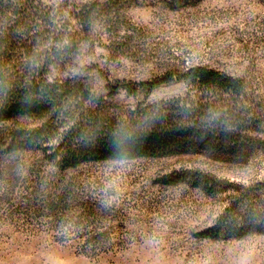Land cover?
I'll use <instances>...</instances> for the list:
<instances>
[{
  "label": "rangeland",
  "instance_id": "374dc122",
  "mask_svg": "<svg viewBox=\"0 0 264 264\" xmlns=\"http://www.w3.org/2000/svg\"><path fill=\"white\" fill-rule=\"evenodd\" d=\"M96 7L94 28L74 43L65 73L129 107L145 93L111 97L109 82L206 65L246 78L256 117L229 155L97 161L68 170L77 189L63 214L42 207L25 154L7 155L0 146V264H264V217L257 229L200 234L239 186L250 188L264 214V0H114ZM109 9L106 19L100 12ZM188 90L183 81L165 84L150 100ZM213 166L228 180L222 193H206L192 180L171 182L176 172Z\"/></svg>",
  "mask_w": 264,
  "mask_h": 264
},
{
  "label": "trees",
  "instance_id": "16d2710c",
  "mask_svg": "<svg viewBox=\"0 0 264 264\" xmlns=\"http://www.w3.org/2000/svg\"><path fill=\"white\" fill-rule=\"evenodd\" d=\"M103 1L114 0H0V131L6 129L0 146L7 155L25 154L23 165L36 177L42 207L61 214L76 197L68 170L97 161L229 155L256 117L246 78L206 65L109 82L111 97L145 93L129 107L115 105L91 82L65 73L74 43L94 28L96 4ZM100 13L109 19L114 10ZM178 81L189 86L185 94L150 100L156 88ZM218 175L214 166L193 168L176 172L171 182L192 180L206 193H222L228 180ZM263 217L250 188L239 186L215 225L200 234L218 238L239 228L257 229Z\"/></svg>",
  "mask_w": 264,
  "mask_h": 264
}]
</instances>
